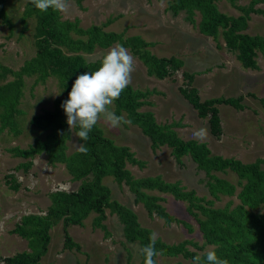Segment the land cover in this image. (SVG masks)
Returning a JSON list of instances; mask_svg holds the SVG:
<instances>
[{
	"label": "rangeland",
	"instance_id": "obj_1",
	"mask_svg": "<svg viewBox=\"0 0 264 264\" xmlns=\"http://www.w3.org/2000/svg\"><path fill=\"white\" fill-rule=\"evenodd\" d=\"M26 1L6 2V11L13 25L10 29L0 20V72L1 67L18 70L24 61L35 55L34 17L26 19V29L21 33V14ZM251 1L215 0L214 5L227 16L237 17L241 14L240 7H247ZM168 5V0H70L68 11L59 14L61 19L77 21L78 26L83 29L95 25L104 31L123 33L124 38L138 36L151 43L146 49L153 55L179 58L183 62L182 66L160 79L149 74L140 59L132 54L129 47H125L135 59V71L130 85L135 90L147 92L143 98L146 102L139 110L150 111L157 123L171 125L183 140L199 141L193 138V132L206 127L209 135L203 142L212 154L233 157L244 163L260 160L259 169L264 170V106L258 99L264 96V54L257 51L254 57L256 68L244 67L236 52L226 47L221 28L215 36L202 33L199 30L200 11L196 9L188 14L181 10L174 15ZM254 8L264 10V0H257ZM244 32L261 35L264 32V14L249 13ZM117 44L119 43L114 42L106 48L95 47L91 53L83 55L87 60H95L104 57ZM183 72L193 75L189 86L196 90L200 100L243 95V109L226 104L217 105L222 129L218 137L210 132L208 116L200 117L180 92V88L187 85ZM13 78L11 73L5 72V76L0 75V84ZM61 96L55 77L48 76L44 81L38 82L35 75L23 76L21 95L13 113L17 132L9 126L0 131V264H5L3 257L30 250L27 239L11 232L21 217L27 214L44 215L50 205V192L74 191L81 183V180L72 179L63 163L50 164L44 152L25 158L16 156L9 150L15 146L25 149L36 138H45L47 131L34 127L30 119L44 109L52 110L54 100ZM114 108V104L111 105L110 111L114 112ZM2 112L0 106V113ZM121 115L128 119L124 112ZM96 125L115 144L127 146L141 162L126 165L134 177L160 176L164 181L177 182L185 190H193L197 196L212 199L207 190L204 171L198 170L188 155L177 161L171 154L170 147H152L150 138L132 123L121 124L113 129L101 119ZM79 143L72 131L67 141L66 153L77 150L76 145ZM28 160H31V165L24 170L21 163ZM213 173L236 184L237 175L233 172ZM12 178L19 184L16 190L9 186ZM102 182L109 187L111 198L131 209L139 224L151 233L157 232L158 239L162 242L176 244L184 241L185 247L198 255L209 249L213 250L214 245L204 242L194 216L187 210L186 201L175 199L169 193L147 191L163 197L158 202L170 215L186 221L190 230L181 222L167 223L155 215L149 216L143 204L135 202L133 194L123 182L118 183L112 176H105ZM239 190L240 186H237L235 194L222 195L215 200L213 206L222 207L231 201L230 207H233L239 202L236 197ZM95 216L96 213L91 212L80 224L64 227L62 221H59L52 226L41 264H140L139 243L125 238L123 224L117 215L106 208L105 218L101 221L104 228L94 226ZM64 228L71 239L79 244V250L75 247L64 248ZM155 259L158 264L192 263L181 254L158 255Z\"/></svg>",
	"mask_w": 264,
	"mask_h": 264
},
{
	"label": "trees",
	"instance_id": "obj_2",
	"mask_svg": "<svg viewBox=\"0 0 264 264\" xmlns=\"http://www.w3.org/2000/svg\"><path fill=\"white\" fill-rule=\"evenodd\" d=\"M168 1V9L174 15L181 10H185L188 14H192L196 9L200 11L199 30L202 33L215 36L221 28L226 47L236 52L241 64L249 68L257 67L254 57L257 51L264 54V32L261 35L244 32L249 13L264 14L263 9L254 8L257 0H252L247 7H240L241 14L237 17L227 16L218 11L214 5L215 0ZM6 2L7 0H0V20L11 29L13 21L7 14ZM29 17L35 18V55L24 61L18 70L1 67V77L5 76V72H9L14 78L0 84V106L3 109L0 113V131L5 126H9L17 132L13 113L21 95L23 76L35 75L38 82L44 81L48 76L55 77L62 96L54 100L52 110L44 109L30 119L34 127L47 131L45 138H36L33 144L25 149L15 146L9 150L16 156L25 158L44 152L50 164L63 163L72 179L81 180V183L74 191L50 192V205L44 215H23L11 232L27 239L30 250L3 257L2 261L5 264H41L40 260L47 251L50 240L49 230L52 226L59 221H62L64 227L80 224L91 212H94L96 213L93 219L94 226L104 228L101 221L105 218L106 208L117 215L123 224V233L128 241H137L140 249L147 245L151 231L139 224L136 214L131 209L112 199L109 187L102 182L105 176H112L118 183L123 182L128 186L135 202H141L149 216L155 215L167 223L181 222L190 230L186 221L170 215L158 202L163 197L147 191L169 193L175 199L186 201L187 210L194 216L198 229L205 239L204 242L214 245L213 250L217 256L227 259L228 264H264V215L261 214L264 211L262 208L264 207V170L259 169L260 160L244 163L233 157L212 154L205 142L181 139L171 125L157 123L150 111L139 110L146 102L143 98L147 92L135 90L129 85L114 102V113L120 116L124 112L132 124L137 125L150 138L152 147L162 145L170 147L171 154L177 161L182 156L188 155L197 169L204 171L207 190L212 199L197 196L193 190H185L177 182L164 181L160 176L134 177L126 165L141 164V162L133 156L127 146L117 145L112 139L104 136L97 125L89 133L87 142H82L77 137L80 143H85L88 149L86 154L78 150L70 154L66 153L67 141L72 131L76 133L79 128L69 131L66 114L60 105L68 98L76 77L82 73L98 70L103 59L100 57L87 60L83 53H91L95 47L106 48L118 42L124 47H129L132 54L146 66L147 72L160 79L178 70L183 62L175 56L153 55L146 49L151 43L145 42L138 36L124 38L123 33L104 31L95 25L83 29L78 26L77 21L61 19L60 14L51 8L47 12L37 10L30 0L25 2L21 14L23 23L21 33L26 29V19ZM183 77L187 79V85L181 87L180 92L197 110L200 117L208 116L210 132L218 137L222 129L217 105L226 104L243 109L244 105L241 103L243 95L200 100L196 90L189 86L193 75L183 72ZM248 95L254 97L251 93ZM258 99L264 106V96ZM30 165L31 160L21 163L24 170ZM213 172L235 173L236 184ZM9 186L16 190L19 184L12 178ZM237 186H240L236 194L239 200L237 204L230 207L231 201H228L222 207L213 206L215 200L220 199L222 195L235 194ZM185 243L183 241L167 244L157 239L155 247L157 252L162 251L164 256L181 254L193 262V258L198 254L189 251ZM63 246L80 249L79 244L71 239L65 228ZM139 255L140 264H144V257L140 251ZM200 256L203 261L204 253Z\"/></svg>",
	"mask_w": 264,
	"mask_h": 264
},
{
	"label": "clouds",
	"instance_id": "obj_3",
	"mask_svg": "<svg viewBox=\"0 0 264 264\" xmlns=\"http://www.w3.org/2000/svg\"><path fill=\"white\" fill-rule=\"evenodd\" d=\"M30 3L41 12H47L51 8L55 12L66 13L70 7V0H30ZM134 71L133 55L124 46L117 44L104 55L98 70L78 75L68 98L60 105L66 114L69 131L78 127L79 131L74 135L80 141L87 142L89 133L101 119L113 129L120 127L121 124L130 125L131 120L123 115H116L110 111V106L131 84ZM208 135L206 127L193 132V138L201 142L205 141ZM76 147L82 153L86 154L88 151L85 143H79ZM261 214L264 215V211ZM158 235L153 231L149 236V243L140 249L144 264H157L155 258L162 255V251L158 253L155 247ZM204 257L202 261L201 256L196 255L192 264H228L227 259L219 258L212 249L207 250Z\"/></svg>",
	"mask_w": 264,
	"mask_h": 264
}]
</instances>
